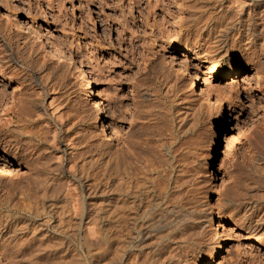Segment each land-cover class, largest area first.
Returning a JSON list of instances; mask_svg holds the SVG:
<instances>
[{
	"label": "rangeland",
	"instance_id": "1",
	"mask_svg": "<svg viewBox=\"0 0 264 264\" xmlns=\"http://www.w3.org/2000/svg\"><path fill=\"white\" fill-rule=\"evenodd\" d=\"M193 2L188 3L190 10H186L184 0H0V136L3 137L11 127L22 123L15 120L18 118L17 112L26 106L24 96L31 91L29 87H37L41 83L48 86L54 84V96H58L56 102L62 106L63 115L74 116L67 128L73 130L75 144L67 145L63 141L60 146L67 157L77 154L76 162L80 168L86 162L95 161L100 151L120 153L121 156L126 154L128 160L139 162L135 163L137 165L144 163L146 156L149 162L153 156H157L158 148L154 146L156 139L161 138L158 143H171L169 129L171 126L176 129L178 121L186 120L183 126L185 134L180 135L177 143H172L171 153L167 156L174 158L179 180L185 185L184 193L186 191L188 199L192 200L189 205H192V210H198L195 212L201 218H196V221L203 226L205 242L201 244L202 254L189 256L188 264L211 262V248L208 245L213 243L212 238L217 232L223 239L224 253L213 259L211 264H264V227H258L257 238L247 232V223L241 219L242 212H239L240 207L236 204L245 198L249 199L248 202H242L256 200L259 197L257 192L264 189V178L263 182L261 179V174H264V73L257 70L264 57H258V52H253V49L240 53L238 45L232 50L230 38L226 44L227 52L222 48L215 49L214 41L208 38L210 33L204 31L206 26L203 21L210 12L215 18L224 8L206 10L193 5ZM188 11L193 12L188 17L189 21L186 19ZM195 17L201 21L198 22ZM182 19L185 24L180 29ZM33 31L41 38L56 42L62 51L84 67L91 78V92L94 97H102L104 110L101 120L93 121L94 101L82 95L81 81L71 65L66 64L61 56H53L49 50L41 48ZM220 56L231 62L233 70L216 62ZM184 63L188 68L187 74L181 70ZM29 73H33L34 81L23 84L21 78L24 75L30 77ZM193 73L201 77L202 84L209 88L207 92L199 86L192 88ZM184 79L187 84L182 82ZM241 79L246 82L242 83ZM135 91H142L141 94L146 93L151 98L157 93L159 102L155 99V107L150 109L146 102L140 100L141 97H133ZM165 92H168L166 101L161 96ZM46 100L47 96L44 102ZM151 110L154 114L150 113ZM236 117L245 119L247 128L238 123ZM32 122L34 126L43 125L35 120ZM102 122L107 129L103 133L99 131ZM220 124L224 134L219 130ZM237 129L243 131L244 139L234 151L225 150L224 136L228 137ZM133 139L136 140L133 142ZM11 143L3 145L2 150L6 163L3 173H0L3 177L0 181V198L5 202L12 181L16 184L21 182L20 185H24L22 188L28 189L25 186L28 182L24 181L28 180L30 163L34 158L29 151L18 150L13 147V141ZM214 146L216 162L209 169L205 162ZM128 148L132 151L130 155ZM134 152L139 153L133 156ZM160 156L166 158L159 153L152 162L161 159ZM85 171L80 174L82 180L87 175ZM173 172L172 176L175 174ZM256 185L262 188L257 189ZM249 186L251 190H248ZM102 188V184L97 186V194L102 192ZM16 189H11L13 198L8 201L22 205L20 190ZM241 191L248 193H243V196ZM249 192L253 197L249 196ZM0 213L4 217L11 212L4 209ZM75 219L74 251L63 252L61 264H68L71 257L73 264L168 263L164 260L167 259L168 250L164 252V249H160L164 241H155L153 236L148 240L154 244L147 240L148 245L140 248V251H132L135 243L141 240L136 234L130 245L124 243L116 247L119 244L115 241L106 243L99 240L88 248L80 239L84 232L78 234V220ZM38 220L43 222L45 218ZM27 237L29 235H20L19 242H25ZM15 248L12 244L0 246V264H17L20 252ZM131 252L136 254L135 261L131 258L135 254L130 256ZM26 259L24 264L36 263L34 257L26 256Z\"/></svg>",
	"mask_w": 264,
	"mask_h": 264
},
{
	"label": "bare ground",
	"instance_id": "2",
	"mask_svg": "<svg viewBox=\"0 0 264 264\" xmlns=\"http://www.w3.org/2000/svg\"><path fill=\"white\" fill-rule=\"evenodd\" d=\"M196 1L184 0L183 4H185L184 6L186 10H188L190 7V4H188L190 2H193V5H199L198 8H206V10L208 8H224L223 10L219 11L215 18L213 17L214 15L211 14L212 12H210V14L206 12L208 15L206 14L207 17L205 16L206 18L203 21V25L206 26L204 31H208L210 33H208V38L214 41L213 43L215 49L222 48L224 52H227L228 48H226V44L230 38L232 50H234V47L238 45V51L240 53L253 49V52H258V57H264V0ZM215 3L216 5H214ZM192 13L189 11L186 13V19H188V21L190 19L188 17ZM196 19H198V17ZM196 19L194 20L196 21ZM183 21L181 22L183 24L180 26V29H182L183 25L185 24V21ZM199 21L201 20L198 19V22ZM231 33L233 34L230 36ZM33 35L34 38L40 42L41 48L49 50V53H51L53 56H61L66 64L71 65L73 72L77 74L79 80L81 81L82 95H84V97L87 99L90 98L94 101L93 121L102 118L104 110L102 106V97H94V94L91 92V78L84 67H82L77 61H74L67 52L62 51L56 42L49 41L46 38H41L35 31H33ZM216 62H220L224 68L233 70L231 62L222 56L218 57ZM261 63L262 64L259 67H256L259 72L264 73V58ZM187 69L188 68L184 63L181 69L184 72L183 74L188 73ZM25 76L26 75L21 78V82L23 84L26 81H29L30 83L34 81L33 73L30 74V77H27L28 75L26 77ZM161 79L160 81H162ZM184 80L185 81L182 82L187 84L186 79ZM192 80L194 82V85H191L192 88L199 86L204 92L209 90V88H206L202 84V79L198 74L196 75L193 73ZM241 80L242 83L246 82L245 79ZM163 81L165 80L163 79ZM146 83L147 82H145V84ZM262 83H264V80H262ZM45 85L41 83L37 87H29L31 91L28 95L26 94V97L24 96V100L22 99L26 106L22 107L20 105L22 108L17 112L16 116H18V118L15 120L19 123L22 121V123L16 125L13 128L11 127V129L9 128L10 131L5 133L4 136L2 135L3 137L0 136V173H3L5 168L4 164L6 163V156L2 152V150L4 151L3 145H10L12 144L11 141H13V147L18 150L24 149L27 152L29 151V153L34 156L33 160L31 158L32 162L30 163L32 165L30 168L31 173H29L30 175L27 177L28 180L24 181V183L28 182L27 185L29 187L25 184V186L28 188V191L26 188H22L24 185H20V181H18L20 182L19 184H16V182L12 181L10 183L11 188L8 189L10 191L7 196L10 200L13 198L11 193L12 190L15 188H18L16 190H20L18 193L20 192L21 194L22 205H19L16 202L9 203L7 197L6 202L0 198V211L7 209L11 212L4 217L0 213V246L12 244V246L16 247L15 249L20 252V259L17 260V264L26 263V256L29 258L34 257L36 261L34 264H61L63 252L72 253L74 251V219L76 218L75 220H78V226L76 229L78 230V234L80 231L84 232V235H81L80 239L88 248L95 245V242L99 240H102L106 243L115 241L119 244L116 245V247L121 246L124 243L129 244L132 243L131 241L136 234L140 236L142 241H138V244L135 243L132 251H140V248L142 249L148 245V242L146 241L153 236V240L155 239V241H164V245L161 244L163 246L160 249H164V252L168 250V255L166 254L167 259L164 260H167L169 264H188L189 256L193 254H202L201 244L205 242V237L201 229L203 226L198 224L196 221V218L199 220L198 217L201 218V216L196 214L195 211L198 210H192V205H189L191 204V199H188L186 191V194L184 193L185 185L181 180H179V173H177V167L173 161L174 158L167 156L171 153V147H173L172 143H177L176 141L180 139V135H182V133L183 135L185 134V131H183V126L185 127L186 120L182 122L178 121L176 123V129H173L174 126H171L169 129L171 143H167L168 141H160V143H158L160 137L158 140L156 139L157 142L154 146H157L158 150H156L157 154H155L158 156L160 153L162 156H166V158L163 157L164 159L160 156L161 159L159 158L152 162V159L154 157V159H156L157 157L153 156L152 159L150 158L151 161L148 162L149 159L146 160L147 156H144L145 158L139 157L142 159L144 158L145 162L138 164V166L135 164L139 163L134 160L135 157L133 158L135 163H133V161H130L131 159L128 160L126 158L127 156L125 157L126 154L121 156L122 154L119 155L120 153L115 154L100 151L97 154L98 156L95 161L91 160L92 162H86L80 168V166L77 164L78 162H76V159L78 158L77 154L72 153V156L67 157L64 155V151L60 146L63 141L67 145H71L73 143L75 144L74 141H76V138H74V132L72 129L67 128L68 123L73 119L74 116L67 117V114V116L63 115L64 113L62 106L56 102L58 96H54V91L56 90L53 86L54 84H51L50 86H48V84ZM135 92L136 93H134L133 96L135 99L141 97L140 100L146 102L147 106H150V109H154L156 100H159V98H157V93H155V97L152 96V98L154 97V99H152L151 96H147L146 93V95L141 94L142 91ZM45 96H47V100L44 102ZM161 96L163 97V100L166 101L168 92L163 93ZM121 97L122 96H120V98ZM150 99H152V102L149 103ZM9 110H11V108ZM150 113L154 114L153 110H151ZM46 114L48 117H46ZM135 115H137V113H135ZM174 119H177V117H174ZM27 120L29 122L24 123V121ZM34 120L36 122H40L43 125H32V121ZM236 120L243 127L247 128L248 125L245 119L236 117ZM222 121L223 117L221 119V122ZM219 130L223 134L225 133L221 124L219 126ZM239 130L240 129H237L236 132H233L228 137H226V135L224 136L223 144L225 150L234 151L237 148V145L244 139V135L242 133L243 131ZM99 131L102 133L107 131L104 122L100 124ZM152 139L155 138L152 137ZM134 140L136 139H133L132 141L134 142ZM150 144L152 145L154 143ZM129 148L127 150L131 151L132 148L130 150ZM149 148H152V146ZM215 149V146L211 147L207 160L205 159L206 166L209 169L216 162ZM124 151L126 153L128 152L126 149ZM152 151H154V149ZM130 153H132V151L128 154L130 155ZM138 153L139 152H134L133 156L134 154L137 155ZM138 156H140V154ZM102 159H104V161H101ZM138 161H141V159ZM253 161L255 163L257 162L255 160H252L251 162ZM255 163L254 167L256 165ZM143 164L145 165L142 166ZM258 167L259 166L257 163V168ZM82 171H85V175L87 174L84 177L85 180H82L83 178L81 179L82 176L80 177ZM172 172L175 173L174 176H172ZM261 175L263 177H261ZM261 175L260 177L263 182L264 174ZM1 177L2 176L0 175V181L2 182L3 177ZM17 180H19V178H17ZM102 180L103 183H101ZM100 183L103 187L102 192L97 194L98 189L96 190V188L98 185H101ZM263 185L264 182L262 186ZM20 186L21 189L19 188ZM259 186L261 187V185ZM260 187H257V189ZM248 188V190L252 189H250V186ZM246 192H242L241 195L243 193L246 194ZM250 193L251 192H249V196ZM257 196L259 197L257 199L255 198L256 200L250 203L242 202L248 199L245 198L246 196L243 197L245 200L241 199L242 201L240 200V203H236L238 207H240L238 208L240 210L239 212H242V214H240L241 219L245 220L247 223L245 229H247V232L250 234L256 236V238L258 236V227H264V189L258 191ZM42 217H44L45 220H43V222H38V219ZM82 222L84 223L82 224ZM232 230L233 229H230L229 231ZM20 235L21 237L29 235V237L25 239V242H19L18 237ZM212 240L213 243L208 245L211 248V262L209 264L212 263L213 259L223 255L224 253L223 239L220 237L218 232L215 234ZM158 245L159 244L156 242L157 247ZM122 247H124V245ZM122 247L119 248L121 249ZM126 249L128 248L126 247ZM41 252L46 254H39ZM133 253L135 254V252H131L130 256L134 255ZM131 258H134L135 261L136 254ZM67 263L73 264L72 257L69 258Z\"/></svg>",
	"mask_w": 264,
	"mask_h": 264
}]
</instances>
